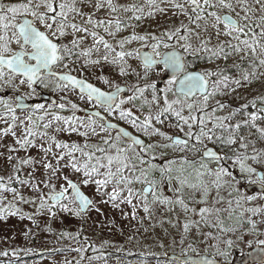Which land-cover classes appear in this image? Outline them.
<instances>
[{"label":"snow or ice","instance_id":"snow-or-ice-1","mask_svg":"<svg viewBox=\"0 0 264 264\" xmlns=\"http://www.w3.org/2000/svg\"><path fill=\"white\" fill-rule=\"evenodd\" d=\"M145 4L148 8L147 16L165 14L171 8L185 16L187 23L181 22L179 26L165 28L158 35H139L133 32L113 46L97 29L114 37L123 25L119 17H113L112 14L123 9L124 12L133 14L129 17L130 20L139 21L144 18V6H124L114 0H19L8 5L0 3V82L14 85L19 79L20 85L26 84L31 93H35L33 85L39 83L47 88L50 82L55 81V87L62 92L78 90L80 99H86L94 109L86 119H81L74 114L66 117L54 113L44 104L29 106L24 103L22 96L13 102L0 98V124L3 125L0 127V138L9 134L15 138L16 146L8 147V152H27L30 148L38 147L43 153L39 158L7 156L9 163L14 159L15 163L12 165L11 175L0 176V219L20 213L18 204L35 205L37 201L38 211L47 210L52 216L56 214L53 209L57 206L61 210L81 215L96 204H111L118 208L122 203L133 204L135 199L141 201L145 213H150L148 196L151 195L153 204L169 205V210L179 205L186 215L193 213L200 217L199 221L189 220L184 223L185 234L192 225L198 226L201 222L212 223L223 234L234 230L225 227L220 217L221 212H229L231 218L237 209H241L240 216L244 213L258 215L264 211L261 207L243 206L256 197L241 195L238 188H233L239 181L226 165L227 161H231L245 176H256L249 183L264 185V174H258L257 169L247 163L249 160L264 163V153L255 148L251 155L247 153L248 143L244 142L243 136L237 135L241 123H229L235 113L216 115L218 110L225 108L222 102L217 100L214 107L210 110L208 107L209 100L217 94L222 95V89L228 88L230 83L240 85L241 79L248 81L256 75L255 69L264 68V0H145ZM162 4L166 7H161ZM84 7H90L91 11L85 12ZM105 8L108 15L104 18L97 17L96 13ZM77 17L82 23L74 22ZM113 25L115 31L112 30ZM68 36L71 39L64 43L63 39ZM221 36L229 39L222 41ZM88 37H91L92 45L83 48ZM213 37L217 40L215 45L212 44ZM133 41L142 42L143 47H151V53L142 56L145 73L153 65L159 64L171 69L173 75L166 87L160 90L162 96L155 92V84L144 87L137 85L132 89L133 95L123 99L120 93L124 89L119 84L113 85L104 76H98V80L113 88L112 91H102L87 80L73 75L74 69L69 68V62L75 64L82 59L81 68L100 66L102 63L116 65L119 74L124 76L128 74L127 58L140 57L139 49L124 50L125 45ZM101 47L104 49L103 55H100ZM117 48L120 50L117 51ZM161 48L167 51L162 52ZM198 52L209 54L210 59L227 60L232 55H238L241 60L249 61L252 71L242 70L241 79H232L222 69L204 73L186 71L184 55ZM55 67H63L68 71L56 73L53 71ZM234 67L239 68L240 65ZM144 79H147L146 75ZM177 85L179 91L175 92L173 88ZM147 87L154 90L150 100L145 96ZM197 92L202 93L199 100ZM169 93L176 98L170 100ZM61 100L67 103L61 102L54 107L60 110L70 107L73 113L84 111L76 103L67 100L66 96H62ZM139 100H143V103L133 111L134 102ZM252 106L255 107V103ZM242 107L248 108V105ZM144 108H147L146 114L141 111ZM18 109L22 115L17 114ZM169 114L176 117L175 127L183 133V137L169 134L157 127L164 124V118ZM249 115V120L243 121V124L251 123L252 127H256L255 122L262 117L255 112ZM109 117L124 121L141 133V136L159 139L145 142L141 136L118 127ZM53 124H56L55 128ZM17 128L22 130L20 135H17ZM50 128L53 133L75 132L85 138V143L81 145L60 141L55 134L49 133ZM257 131L264 137V127L257 128ZM89 136L99 137V142L87 143ZM37 140L41 141L39 145ZM205 141L219 143L229 150L231 146L238 144V149L245 151H232L230 156L228 151L221 153L209 149ZM170 150L199 154L200 161L189 160L186 155L169 158ZM205 157L210 160L204 162ZM157 159L164 162L154 163ZM177 163L179 167H176ZM209 163H214L215 167L210 168ZM37 165L43 169L42 178L36 176ZM25 167L31 171L27 172V178L22 179L21 173ZM66 169L79 174L78 181L65 175ZM155 173H159V176ZM61 181L63 182L60 183ZM13 182L31 188L37 193L36 198L25 199L18 189L11 186ZM165 182L178 185L174 188L177 193L175 199L162 196L160 188ZM90 184L96 186L99 201L90 199L81 191V185ZM136 184L143 187L136 189ZM213 189L217 195L209 204ZM222 189H228L229 197H233L234 191L236 193L234 199H228L227 209L216 206L224 203V197L220 195ZM6 192L12 194L11 200L4 195ZM190 203L204 206L197 209L191 207ZM95 211L99 212L100 208L95 207ZM213 217L214 220L211 219ZM248 223L255 230L256 222L251 217ZM204 235L207 239H220L210 232ZM184 242L185 237L182 236L180 243ZM222 243L231 247L233 240L224 239ZM259 244L264 245V240H259ZM211 247L218 248V245L213 244ZM188 248L196 251L191 243ZM0 255L7 256L8 252H0ZM174 264L197 262L180 260ZM261 264H264V259Z\"/></svg>","mask_w":264,"mask_h":264},{"label":"rangeland","instance_id":"rangeland-1","mask_svg":"<svg viewBox=\"0 0 264 264\" xmlns=\"http://www.w3.org/2000/svg\"><path fill=\"white\" fill-rule=\"evenodd\" d=\"M19 0H11V3H17ZM94 2V0H93ZM119 5L129 6L136 4L138 6H144L145 15L144 18L137 21L135 19H129L133 14L131 12H124L120 9L117 13H113V17H119L122 21V29L116 32L114 37L107 36L102 29H97L101 35L105 36L113 46L117 45V42L121 39L130 36L133 32L143 35L145 33L159 34L165 28L179 26L181 22L187 23V18L183 15H179L177 10L169 8L165 14L157 13L154 17L147 16L148 8L145 4V0H114ZM4 3V2H1ZM8 3V4H11ZM6 4V3H4ZM6 4V5H8ZM161 7H166L162 4ZM85 12L91 11L90 7H84ZM175 13V14H174ZM108 15L107 8L100 10L96 13L97 17L104 18ZM259 15V13H257ZM170 19L175 20L172 23ZM75 23H82V20L77 17ZM91 27V26H89ZM112 30L115 31V25L112 26ZM82 35V34H78ZM71 39V36L63 39L64 43H67ZM229 38L221 36L220 40L227 41ZM235 43V41H232ZM212 44H217L215 37L212 39ZM92 45L91 37H88L82 47L88 48ZM13 47H16L13 45ZM143 48L142 42L133 41L131 44L125 45L126 51ZM120 49L117 48V51ZM160 51L164 52L166 49L161 48ZM104 49L101 47L100 55H103ZM195 54L202 55L199 70L216 71L217 69L224 70L225 74L229 75L232 79H241L242 70L251 72L252 68L247 59L241 60L240 56L232 55L227 60L224 59H210L209 54L204 52H198ZM111 58V57H110ZM75 59V58H73ZM83 60L73 64L69 62V68H73L72 73L82 76L81 70L91 74L94 78L89 80L104 89H111L110 85L104 84L102 80H98V76H104L109 81L115 84H127L130 88L139 85V81H143L142 78L147 76V80H151L148 84H155V92L157 95L162 96V89L157 88L155 80L156 74L154 72L148 74L143 72V68L140 64L138 57L127 58L126 71L128 74L121 76L119 74L118 66L104 64L100 66H89L88 68H81ZM234 65H240L239 68ZM68 71V69H66ZM256 75L249 78L248 81L241 79V84L236 85L230 83L228 88L222 89L223 94H217L213 99L209 100V110L215 106V102L218 100L225 105L223 110H218L216 115L223 116L230 112L235 113L231 124L241 123V128L238 130L237 135L243 136L244 142L248 143L249 147L246 150L249 155L252 154V149L264 153V137L260 135L257 128L264 127V112L259 110V105H264V68L255 69ZM215 79V77H213ZM132 87H131V86ZM139 85V86H140ZM42 86V85H41ZM43 87V86H42ZM45 88V87H44ZM145 96L150 100L153 89L147 87ZM47 91L55 94L59 103H67L62 101L61 97L66 96L67 100L74 102L77 100L75 93L62 92L55 87V81L49 83L46 88ZM10 92V96H4L5 93ZM23 94L30 98L35 93H31V89L27 85H20L19 79H17L14 85H4L0 82V98L13 102L16 100L15 94ZM171 100V98H169ZM135 107L133 111H136L143 100L135 101ZM255 103V107H253ZM247 104L248 108L242 106ZM132 107V105H126ZM54 113H62L65 110H60L52 105L46 106ZM2 110V109H0ZM146 114L147 108L141 109ZM255 112L258 116L262 117L257 120L256 127H252L251 123L244 125L243 121L249 120L250 113ZM18 115H22L17 111ZM187 114V113H185ZM163 125H157L162 131L169 134L179 135L183 137V133L175 127L177 119L175 116L169 114L164 118ZM62 126V125H61ZM0 127H3L0 124ZM56 124H53V128ZM209 127L211 125L209 124ZM137 132L135 129H133ZM21 129L17 128V135H20ZM50 134H55L57 139L66 142H76L81 145L85 143V138L77 133H53V129L48 130ZM141 135V133L137 132ZM144 137L148 143L153 140L159 139L158 137ZM253 137V138H252ZM99 137L89 136L87 143L97 144ZM39 145L41 141L37 140ZM208 147L213 146L221 152L228 151L229 155H232V151L244 152V149H238V144L231 146V150L227 146H223L219 143L205 141ZM239 143V140H238ZM15 145V138L10 134L3 138H0V176L7 177L12 174V165L15 163V159L12 163L7 161L8 155L14 157L33 156L39 158L43 155L38 147L30 148L27 152L19 151L17 153H9L8 147ZM18 147V146H17ZM186 155L189 160L199 162L200 156L196 153H179L169 151V158L179 157ZM164 161L157 159L154 163L162 164ZM206 162V161H204ZM253 167L259 171L264 172V163H256L251 160L247 161ZM226 165L229 167L233 176L236 174H242L238 166H233L231 161H227ZM176 167H179L177 163ZM210 168H214V163H209ZM37 178H42L41 173L43 169L37 165ZM31 171L30 168L25 167L21 173V178H27V172ZM65 175H68L70 179L78 181L79 174H74L70 169L65 170ZM159 176V173H155ZM247 177V176H246ZM248 180H255L256 176L247 177ZM205 179H211V177H205ZM61 181L60 183H62ZM12 187L18 189V191L25 197V199H35L37 193L31 188L13 182ZM175 183L169 184L167 182L161 185L160 191L163 197L175 199L177 193L174 192V188L177 187ZM59 187V184H58ZM95 185L90 184L88 186L81 185L84 192L94 201H99L100 197L96 194ZM136 189L143 187L141 184L134 185ZM234 189H239V193L244 196H254L255 200L244 204V207H261L264 209V194L255 192L253 194L248 193L242 189L239 184L233 185ZM47 191V190H45ZM8 200L12 199L11 193H4ZM215 189L212 190L209 197V204L216 198ZM220 195L224 197V203L216 205L222 209H227L228 199H234L236 193L233 192V197H229L228 189H222ZM197 198L199 196L197 195ZM150 213L143 211V206L139 199L133 200V204L122 203L118 208L112 207L111 204H96L87 214L76 215L74 211H64L57 206L53 209L56 213L54 216L50 215L47 210L38 211L37 204H18L21 209L20 213L16 215L6 216L4 219H0V252H8L7 256L0 255V264H174L173 260H170V256L173 254L179 256L189 255H204L210 256L222 260L225 263H230L233 259V250H238L240 253L246 252L248 249L255 246H264L259 244V240H264V211L258 215H252L250 213H244L243 216L239 215L241 209H237L236 213L229 218V212L223 211L220 214L221 219L224 222L225 227L232 228L234 231L221 234L218 228L214 227L212 223L205 224L199 223L198 226L192 225L187 234L184 233L183 225L186 221L196 220L199 221L200 217L196 214H185L183 209L176 205L173 210H169L170 206L166 204L151 203L152 196H148ZM135 205V207H133ZM191 207L199 209L203 207L202 204L190 203ZM75 207V206H73ZM95 207H99L100 211H95ZM135 213V216H133ZM32 218L29 219L28 217ZM251 217L256 222V228L253 230L248 223V219ZM212 220L215 217L211 218ZM212 233L213 236H217L220 239L212 240L205 237V233ZM185 237L184 244L180 243L181 237ZM224 239H232L233 245L227 247L222 243ZM189 243L196 249L195 252L188 248ZM216 244L218 248L211 247ZM224 253V254H220Z\"/></svg>","mask_w":264,"mask_h":264},{"label":"flooded vegetation","instance_id":"flooded-vegetation-1","mask_svg":"<svg viewBox=\"0 0 264 264\" xmlns=\"http://www.w3.org/2000/svg\"><path fill=\"white\" fill-rule=\"evenodd\" d=\"M1 2H4V3L8 4V3H11V0H0V3H1ZM145 50L152 51V50H151V47H143V48L140 49V53H141V51H145ZM166 51H167V50H166ZM138 59H139L140 64H141V66H142V68H143V69H142L143 72H145L144 64H143V61H142L141 57H138ZM184 59H185V62H186V64H187V68L185 69L186 71H188V72H200V73H204L203 71H200V70H199V66H201L200 64H201V63H204V62L201 61V59H202V55H199V54H185V55H184ZM53 71H55L56 73H60V72H66L67 70H66L65 68H63V67H55V68L53 69ZM157 71L159 72L158 74H156V78H157V80H155V82L157 83V88H158V89H162V88L164 89V88L166 87V85H167L168 80H170V79L172 78V77H168L169 71L171 72V70H168V69L165 68L162 64H159V65H157V66H155V67H152L150 70L147 71V73H148V74H152V73L157 72ZM81 72H82V70H81ZM72 74H73V75H76V74H74V73H72ZM76 76H78V75H76ZM78 77H79V78H83V79L89 81L90 83H92V84L98 86L97 84L91 82V81L89 80V78L85 77L84 75H83V77H82V76H78ZM142 80H143V81H139V82H138L139 85H140V84H148L149 82H152L151 80H147V79H144V78H142ZM119 85H120L121 88H122V87H126V88L128 89V96L133 95V91H132L133 87H132L131 85H130V86H131L132 88H130L129 85H127V84H123V83H121V84H119ZM140 86H141V87H144L143 85H140ZM33 87L35 88V94H34L32 97L28 98V97L24 96L23 94H20V93L18 94V93H17V94H15V98H17L18 95H22V96H24L29 102H34L35 104H38V103H39V104H44L45 106L52 105L53 107H54V105H56V104H53L52 102H43V101H42V95H44V94L50 95V96L54 97V98L58 101V99L56 98L55 94H53L52 92L47 91L46 88L42 87L39 83L37 84V86H33ZM98 87H100V86H98ZM177 87H178V85H177L176 87L173 88V91L177 92ZM100 88L103 89V90H105V91H112V90H113V88L108 89V90H107V89H104V88H102V87H100ZM147 90H148V88H146L145 91H147ZM73 93H75V96L77 97V100L74 101L73 103H76V104L78 105V107H79L80 109H84V111H76L75 113H73V110H71L70 107H67V108L65 109L64 112L60 113V115H62V116H66V117H67V116H72V115L74 114L75 116L80 117L81 119H86L87 116L90 115L91 111L94 110V109L92 108V104H89V103L86 101V99H85V100H81L80 97H79V92H78V90H77L76 92H73ZM5 94H6V93H5ZM10 95H11V94H10V92H9V95H8V96H10ZM168 95H169V98H171V99H175V98H176V97H174V96L172 95V93H169ZM4 96H5V95H4ZM8 96H7V97H8ZM128 96H127V97H128ZM120 97L123 98V99H127V97H123V94H122V93H120ZM196 97H197V100H199L200 98H202V96H200V95H196ZM181 99H183V97H181ZM58 103H59V101H58ZM58 103H57V104H58ZM35 104H34V105H35ZM261 106H264V105H259V110H260V111H262V109L260 108ZM19 112H21V111H19ZM101 112H102V110H101ZM262 112H264V111H262ZM102 114H103V112H102ZM109 119H110L113 123H116L118 126L123 127V128H125V129L129 130V131L132 132L134 135L141 136L140 134H138L137 132H135V131L133 130V128H131V127H130L127 123H125L124 121H119L118 119H116V118H114V117H109ZM181 137H182V136H181ZM141 138H143L146 142H148L144 137L141 136ZM252 138H253V137H252ZM210 147L216 149V152H221L220 150H218L217 148H215V147H213V146H210ZM210 147H208V148H210ZM221 153H222V152H221ZM209 160H210V159H207L206 157L204 158V161H206V162H208ZM258 174H264V172L259 171ZM235 178H236V180L239 181V185H240V187H241L242 189L246 190L248 193L253 194V193H255V192H258V193H262V194H264V185H261L260 183H249L248 178H247L246 176H243V175H240V174H236V175H235ZM241 178L244 179L243 182L241 181ZM251 186H262V187H263V191H259V190H257V189H254L253 192H249V191L247 190V187H251ZM255 247H256V246H255ZM262 247H264V246H262ZM253 248H254V247H253ZM251 249H252V248L248 249L246 252H243V253H240L238 250H233V259H232V261H230V263H225V262L222 261V260L220 261V260H218V259H216V258L210 256L209 254H204V255L209 256V257H212V258H214L215 260L220 261L222 264H234V261H235V258H236L237 255H238V256L247 255L248 252H249ZM173 255H175V254H173ZM178 256H179V255H178ZM181 257H182V256H181ZM173 261H176V260H173ZM176 262H177V261H176Z\"/></svg>","mask_w":264,"mask_h":264},{"label":"water","instance_id":"water-1","mask_svg":"<svg viewBox=\"0 0 264 264\" xmlns=\"http://www.w3.org/2000/svg\"><path fill=\"white\" fill-rule=\"evenodd\" d=\"M145 53H151V51L149 50H145V51H141L140 53V57L142 59V56L145 54ZM143 61V60H142ZM157 65H153L152 67H155ZM168 70H171V69H168ZM196 73H200V72H196ZM173 73L172 71L170 72L169 71V74H168V77H172ZM79 78V77H78ZM89 82V81H88ZM90 83V82H89ZM38 84V83H37ZM37 84L33 85V86H37ZM94 85V84H93ZM96 86V85H95ZM98 87V86H96ZM100 88V87H99ZM122 89H124V91L122 92L123 94V97H127L128 96V89L126 87H122ZM102 91H105L103 89H101ZM179 91V87H177V92ZM9 95V92H7L5 94V96H8ZM196 95H200L202 96V93H199L197 92ZM22 95H18L17 97H21ZM24 98V103L29 105V106H33L35 103L34 102H29L24 96H22ZM42 101L43 102H52L53 104H57L58 101L50 96V95H47V94H44L42 95ZM261 109H264V106H261L260 107ZM17 111H20L19 109ZM120 127V126H118ZM127 130V129H126ZM129 131V130H128ZM130 132V131H129ZM132 133V132H131ZM133 134V133H132ZM134 135V134H133ZM143 139V138H142ZM146 142V141H145ZM213 151H216V149L214 148H209ZM207 159H210L209 157H206ZM241 181L243 182L244 179L241 178ZM254 189H257L259 191H263V187L262 186H251V187H247V190L249 192H253ZM81 191L84 192V190L81 188ZM84 194L86 196H88L85 192ZM89 197V196H88ZM90 198V197H89ZM91 199V198H90ZM89 211H87L88 213ZM87 213H84L87 214ZM264 259V247L262 246H256L254 248H252L247 255H243V256H236L235 258V261H234V264H261V260ZM170 260H176V261H180V260H188V261H196L197 264H199V262H203V261H207L208 264H222L220 261L218 260H215L214 258L212 257H209V256H206V255H189V256H184V257H181V256H178V255H172L170 256ZM84 264H88V263H84Z\"/></svg>","mask_w":264,"mask_h":264},{"label":"trees","instance_id":"trees-1","mask_svg":"<svg viewBox=\"0 0 264 264\" xmlns=\"http://www.w3.org/2000/svg\"><path fill=\"white\" fill-rule=\"evenodd\" d=\"M171 21H169L168 23H172V22H174L175 20H173V19H170ZM172 26H175V24H172ZM82 75H84L85 77H87V78H94V76H92L91 74H89V73H87V72H85L84 70H82ZM95 79V78H94Z\"/></svg>","mask_w":264,"mask_h":264}]
</instances>
